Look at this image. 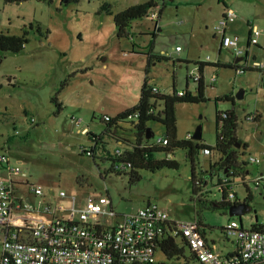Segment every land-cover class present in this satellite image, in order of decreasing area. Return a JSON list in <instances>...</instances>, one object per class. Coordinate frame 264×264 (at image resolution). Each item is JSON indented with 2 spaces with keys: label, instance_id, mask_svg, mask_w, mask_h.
I'll return each instance as SVG.
<instances>
[{
  "label": "rangeland",
  "instance_id": "374dc122",
  "mask_svg": "<svg viewBox=\"0 0 264 264\" xmlns=\"http://www.w3.org/2000/svg\"><path fill=\"white\" fill-rule=\"evenodd\" d=\"M145 1L0 0V32L21 35L26 31L29 39L19 53L0 51V152L6 153L12 164L22 161L16 178L41 186L47 200L60 191L66 194L60 199L66 206L72 194L77 195L78 205L87 195H108L118 214L152 203L172 219L200 221L215 249L225 253L235 247L236 236L222 231L230 220L241 221L245 228L264 225V88L259 70L238 73L236 68L206 65L204 100L175 104L177 139L187 140L189 135L188 140L194 141L192 135L202 125L200 142L211 147L216 141V110L234 109L240 143L235 146L237 162H245L249 156L259 159L247 164L245 184L241 175L233 177L237 198L243 201L249 196L250 210L240 216H230L227 209L210 204L222 198L218 179L224 173L216 165L220 153L205 155L200 150L194 156L196 179L203 181L199 184L202 194L192 192L191 162L182 148L168 156L178 163L177 168L138 169L140 179L129 183L127 175L110 172L111 161L106 158L107 152L124 150L125 143L104 135L92 158L81 152L94 144L89 134L79 129L87 127L89 133L101 134L105 116L113 118L138 103L146 75L148 85L161 94L182 91L196 95V61L235 62L234 50L221 46V33L214 30L223 19L224 4L236 13L226 35L238 36L242 56L248 51L239 65L250 63L254 56L264 62V0H156L155 9H161L157 27L147 15L132 21L122 37L117 36L112 15L100 8L107 3L116 14ZM248 23L262 30L258 45L246 46ZM150 56L166 59L148 63ZM65 79L68 84L61 88ZM57 90L59 109L51 100ZM241 90L243 95L237 98ZM225 96L232 100L216 101ZM161 108L158 101L157 110ZM250 116L259 120L252 122ZM72 117L82 120L79 126ZM122 127L127 130L124 136L134 141L130 124L125 122ZM148 127L154 133L152 140L164 136L162 124L148 122ZM166 156L155 154L157 159ZM256 177L263 179L258 186L252 181ZM228 200L234 202V198ZM3 240L0 228V250ZM156 258L171 261L160 252Z\"/></svg>",
  "mask_w": 264,
  "mask_h": 264
},
{
  "label": "built area",
  "instance_id": "2783aa9c",
  "mask_svg": "<svg viewBox=\"0 0 264 264\" xmlns=\"http://www.w3.org/2000/svg\"><path fill=\"white\" fill-rule=\"evenodd\" d=\"M235 18V11L228 7L214 30L221 33V46L232 48L236 57H242L238 36L226 35L228 23ZM148 19L157 27L158 10L150 11ZM261 33L256 25L248 23L250 45L258 43ZM246 69L261 71L264 88L263 63L254 59L240 65L236 72ZM198 78V74L193 77L195 81ZM153 91L159 92L155 86ZM137 116L138 112L133 118ZM72 120L77 126L82 122L80 118ZM248 120L254 122L256 116ZM87 131V127L79 129L81 133ZM155 142L166 144L167 140L159 137ZM204 153L208 155L209 150ZM21 162L12 164L10 157L0 152V172H4L0 174V228L4 233L0 264H264V229L245 228L241 222L230 220L222 231L226 236H236L235 250L222 254L203 235L197 220L172 219L152 203L135 212L118 214L108 195L90 194L78 205L77 195L72 194L66 206L60 202L66 194L60 191L47 200L41 186L16 178ZM246 162L258 163L259 159L249 156ZM261 180L253 178L256 185ZM228 196L235 197L233 190ZM167 239L189 252H184L185 257L170 258L169 263L157 259V252L166 257L162 246Z\"/></svg>",
  "mask_w": 264,
  "mask_h": 264
},
{
  "label": "trees",
  "instance_id": "16d2710c",
  "mask_svg": "<svg viewBox=\"0 0 264 264\" xmlns=\"http://www.w3.org/2000/svg\"><path fill=\"white\" fill-rule=\"evenodd\" d=\"M6 2H17L19 0H5ZM156 0H146L145 2L132 5L121 12L112 14L111 7L107 3L101 5V10H104L108 14L112 15L113 23L116 28L117 36L122 37L126 35V30L132 21L141 19L144 16H147L150 11L157 8ZM225 10L228 8L225 4ZM159 18L161 14V9H159ZM159 20V19H158ZM158 22V21H157ZM39 30V27L38 29ZM29 39L26 36V31L21 35H11L8 33L0 32V51L1 52H11L19 53L28 43ZM247 47L249 44V34ZM248 51L246 52V56ZM245 56V57H246ZM244 57V58H245ZM166 59L164 56H150L148 63L155 59ZM3 57L0 56V63ZM246 60V58H245ZM197 69L199 71V78L197 81V94L191 95L187 92H182V94L173 93L161 94L159 92L153 91V86L148 85L147 75L144 78L143 84L140 89L139 100L136 105L131 108H128L120 113H118L113 118L109 120H104L106 127L101 134H92L89 131L86 134H89L93 142V146L90 149H81L83 154L95 157V150L99 143L103 142V136L108 135L109 137L117 140L118 142H124L126 148L124 150H117L113 154L107 152V159L111 161L110 172H114L116 175H127L129 183H135L140 179L138 174V169H146L154 172L161 168H177L178 163L175 160L168 158L169 153H172L174 149L182 148L186 150V158L191 162V176L190 180L192 182V192L194 194H202V190L199 184L203 181H197L195 176L194 168V156L198 154L200 150L204 153L205 150H209V154L213 151L220 153V158L216 162V165L219 166L220 170L224 173L222 178L218 179V185L220 186L222 192V198L219 202H210L211 206L214 208L222 207L228 210V207L232 204L245 203L248 205V199L245 198L243 201H240L236 194L234 197V202L229 201L228 194L233 190L234 180L233 177L237 175L242 176L241 182L245 184L243 179L244 173L246 172L247 162L238 163L237 156L238 152L236 150L237 143L239 140L235 134L237 127V117L235 115L234 109H230L226 112H220L216 110L215 112V132H216V141L214 147L208 146L200 140H178L176 137V115H175V104L178 102H201L204 100L203 96V68L206 65L212 66H224L231 68H238L239 62L232 63H210L203 61H196ZM253 70V69H250ZM258 70V69H257ZM260 71V70H259ZM261 72V71H260ZM148 70L146 71V74ZM68 80L65 79L60 87L63 88L68 83ZM59 90L51 97V100L56 104V106L61 108V105L57 99V94ZM219 99L232 100L231 97H217L216 101ZM162 103V108L157 110V102ZM138 112V116L133 118V115ZM259 120V117H256V121ZM128 122L130 124L131 130L134 131V141H130L124 136V132L127 130L122 127V124ZM148 122H158L162 124L165 128L164 136L167 140L166 144L156 143L155 140L146 138ZM153 133V131L151 130ZM154 134V133H153ZM246 147V144H245ZM166 153L167 156L162 159H157L155 157L156 153ZM203 180V179H202ZM253 181V179H252ZM262 181V180H261ZM260 181V182H261ZM255 183V182H254ZM198 201H203L198 199ZM209 202V201H208ZM249 206V205H248ZM199 226L203 229V235L205 234V226L200 222ZM242 224V222H241ZM250 228L256 230H263L264 225L258 223L253 224ZM163 252L167 258H177L184 256V247H180L179 244L173 239H167L163 242L162 246ZM185 257V256H184ZM191 257V256H190Z\"/></svg>",
  "mask_w": 264,
  "mask_h": 264
},
{
  "label": "water",
  "instance_id": "95a60500",
  "mask_svg": "<svg viewBox=\"0 0 264 264\" xmlns=\"http://www.w3.org/2000/svg\"><path fill=\"white\" fill-rule=\"evenodd\" d=\"M245 56L242 57H237L235 58V62H238L239 60H241L242 58H244ZM242 90L239 91L236 94L237 98H241L242 97ZM154 134L151 132V128L148 127L147 128V134H146V138H150L152 137ZM201 135H202V125H198L196 130L194 131L192 138L194 140H200L201 139ZM237 146H240V143H237ZM250 207L248 205H246L245 203H238V204H232L231 206L228 207V214L230 216H240L242 213H244L245 211H249Z\"/></svg>",
  "mask_w": 264,
  "mask_h": 264
},
{
  "label": "crops",
  "instance_id": "0c3cea01",
  "mask_svg": "<svg viewBox=\"0 0 264 264\" xmlns=\"http://www.w3.org/2000/svg\"><path fill=\"white\" fill-rule=\"evenodd\" d=\"M258 43H259V40H258ZM258 43L256 44V45H258ZM247 46V45H246ZM244 56H246V54L244 55ZM237 58V57H236ZM254 59H255V56H254ZM258 61V60H257ZM260 62H262L263 63V65H264V62L263 61H260ZM246 172H247V170H246ZM255 184V183H254ZM255 186H258V185H256L255 184ZM241 222V221H240ZM205 234H206V231H205ZM207 237V236H206ZM208 239V238H207ZM210 241H213V240H210ZM235 250V247H234V249H232V250H230V251H227V252H225V253H222V254H229V253H231V252H233Z\"/></svg>",
  "mask_w": 264,
  "mask_h": 264
}]
</instances>
